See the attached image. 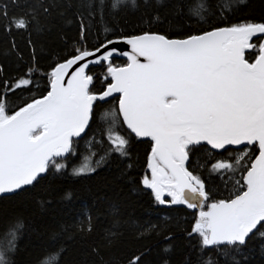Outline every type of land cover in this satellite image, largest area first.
I'll return each mask as SVG.
<instances>
[{
    "label": "snow or ice",
    "instance_id": "obj_1",
    "mask_svg": "<svg viewBox=\"0 0 264 264\" xmlns=\"http://www.w3.org/2000/svg\"><path fill=\"white\" fill-rule=\"evenodd\" d=\"M247 7L0 0V199L43 210L54 181L115 163L156 215L125 216L112 201L36 232L22 214H0V264H68L75 244L76 264H173L178 240L176 264H264V15L242 17ZM45 34L55 46L38 50L33 36ZM133 146H143L142 165ZM58 195L71 201V191ZM126 233L154 240L158 259L150 243L117 256ZM29 247L38 254L21 260Z\"/></svg>",
    "mask_w": 264,
    "mask_h": 264
},
{
    "label": "trees",
    "instance_id": "obj_2",
    "mask_svg": "<svg viewBox=\"0 0 264 264\" xmlns=\"http://www.w3.org/2000/svg\"><path fill=\"white\" fill-rule=\"evenodd\" d=\"M193 10L195 11L198 7H202L203 0H190ZM240 15L250 17L252 19L259 20L262 15H264V0H248V7L242 8ZM49 35L45 34L43 37L33 36V40L37 44V49L39 50L40 45L44 44L46 48H52L55 45L49 43ZM27 41L26 35H17L15 37V42L18 48L27 55V50L25 44ZM5 41L0 38V47H3ZM39 57V51H38ZM115 63H120L121 60L114 61ZM10 69L5 67V72ZM139 157V158H138ZM132 160L138 165L144 163L143 157V146L139 148L133 146L132 149ZM120 167H123L121 165ZM142 170V169H140ZM119 168L115 166V163L111 167L105 165V167L98 170L96 174H93L91 179H76L68 177L66 179H60L53 182V189L51 199L52 204L43 210L33 203L22 204L17 198L12 199H0V214H22L25 221L31 223L32 227L36 232H43L44 226H56L58 224L67 222L71 219V215L78 212L84 208H88L92 211L93 216L98 212L103 211V209L112 201H117L122 203V211L125 216H131L132 218L145 220V219H156L155 206L150 205L148 197H136L128 191V184L125 180L118 178ZM205 179L208 178L207 173L204 174ZM68 190L72 193L71 201H63L59 198V193ZM104 197L101 201L98 197ZM95 201V205L93 202ZM187 211V210H185ZM175 224L176 217L173 214V219L171 221ZM181 223H184L182 220ZM99 238V226L97 230L93 232L92 239ZM34 241L36 240L35 234L31 237ZM22 248L28 243L27 240L22 241ZM145 243H150L153 246V252L150 257L153 261H156L159 257L160 247L153 241H132L126 237L123 239L119 250H117L116 255H126L128 251H134L136 249L142 248ZM184 245L181 241H177L176 249L173 251L170 259L173 264L183 256ZM256 256H260L259 245L256 246ZM29 252L32 255L38 254L37 249L27 248L23 250L20 254L21 260L27 259ZM81 247L79 244L69 245L66 259L68 264H76L81 256Z\"/></svg>",
    "mask_w": 264,
    "mask_h": 264
}]
</instances>
